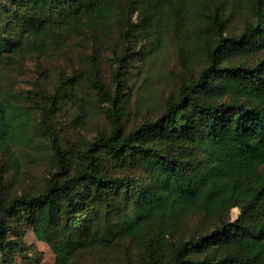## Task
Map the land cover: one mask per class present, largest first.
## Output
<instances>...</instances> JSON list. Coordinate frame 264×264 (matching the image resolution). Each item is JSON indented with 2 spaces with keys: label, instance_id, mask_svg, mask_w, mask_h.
<instances>
[{
  "label": "trees",
  "instance_id": "1",
  "mask_svg": "<svg viewBox=\"0 0 264 264\" xmlns=\"http://www.w3.org/2000/svg\"><path fill=\"white\" fill-rule=\"evenodd\" d=\"M252 1L253 17L238 33H227L212 9L193 11L211 32L205 65L180 81L156 117L127 128L120 71L136 34L178 0H0V63L33 48L47 51L48 43L65 49L71 38L113 28L118 17L124 48L113 53L114 90L102 81L95 44L85 72L72 64L52 90L36 84L41 99L31 101L41 116L34 129H43L57 167L38 190L14 195L2 193L0 172V253L15 243L7 238V218L23 213L37 239L61 257L54 264L126 239L146 240L139 264H264V55L257 57L264 0ZM80 82L108 104L111 128L85 141L86 154L73 166L49 118L66 102L89 108L77 92ZM19 113L0 104V153L32 130ZM192 219L198 223L188 233Z\"/></svg>",
  "mask_w": 264,
  "mask_h": 264
},
{
  "label": "rangeland",
  "instance_id": "2",
  "mask_svg": "<svg viewBox=\"0 0 264 264\" xmlns=\"http://www.w3.org/2000/svg\"><path fill=\"white\" fill-rule=\"evenodd\" d=\"M194 5L198 8L192 9ZM253 7L252 0H178L167 8L165 18L155 21L148 31H139L133 39V52L127 55L120 71L123 97L129 108L125 126L130 128L144 119L156 117L180 81L196 75L205 65L203 46L211 32L206 29V18L201 15L195 18L193 11L212 9L219 19L225 20L227 33H238L244 22L253 17ZM118 18L121 23L122 18ZM137 18L139 14L135 12L132 20ZM119 23L111 29L101 28L95 36L86 32L84 36L71 38L65 49L48 43L47 51L33 48L20 55L11 54L0 63V104L7 102L17 108L21 111L20 118L28 116L32 125L27 138L21 142L11 141L9 151L0 153L3 194L38 190L49 171L57 167L46 136L41 134L43 129H34L41 116L40 109L31 101L34 97L41 99L35 95L36 84L44 90H52L61 75L72 72V64L85 72L90 65L91 45L95 44L102 81L105 87L114 90L112 75L117 66L113 53L124 50L116 29ZM261 55L264 48L257 57ZM77 92L88 109L80 111L66 102L49 118L60 138L63 154L73 166L86 154L85 141L111 128L104 113L108 104L98 100L94 89L80 82ZM237 214L238 208H232L230 217L235 219ZM7 223V238L15 243L6 253H0V264H54L61 260L46 243L37 239L23 213L9 216ZM197 223V220H189L185 231L192 233ZM145 242L126 239L112 248L86 250L78 254L72 264H139Z\"/></svg>",
  "mask_w": 264,
  "mask_h": 264
}]
</instances>
